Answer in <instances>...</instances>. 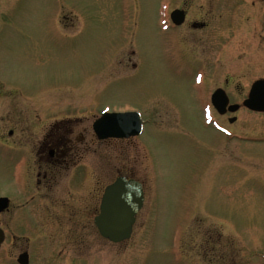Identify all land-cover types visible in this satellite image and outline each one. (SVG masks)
I'll use <instances>...</instances> for the list:
<instances>
[{
  "label": "rangeland",
  "instance_id": "1",
  "mask_svg": "<svg viewBox=\"0 0 264 264\" xmlns=\"http://www.w3.org/2000/svg\"><path fill=\"white\" fill-rule=\"evenodd\" d=\"M224 2L0 0V124H19L31 137L71 126L85 141V195L71 200L86 212L85 240L61 264H264V112L242 106L229 123L233 115L211 104L213 90L227 87L230 103L242 105L254 77L264 75V48L258 70L243 73L242 53H234L214 74L163 39L171 10L186 5L190 19L210 18L229 12ZM242 13L246 27V7ZM238 51L250 57L244 45ZM104 112H139L142 135L97 141L92 124ZM130 174L143 184L144 204L130 239L111 243L92 218L105 188ZM20 176L0 165V192ZM36 230L51 229L16 228L42 264L47 252ZM2 254L0 264H15V248L5 262Z\"/></svg>",
  "mask_w": 264,
  "mask_h": 264
},
{
  "label": "flooded vegetation",
  "instance_id": "2",
  "mask_svg": "<svg viewBox=\"0 0 264 264\" xmlns=\"http://www.w3.org/2000/svg\"><path fill=\"white\" fill-rule=\"evenodd\" d=\"M224 1V6L229 8V12L227 14L214 12L210 18L204 16L190 19V9L186 5L171 10L164 21L166 26L162 31L164 42L166 46H171L173 42H176L181 56L186 59L194 58L205 65L206 69L210 64L214 74L220 64L227 61L226 56L231 54L232 58L234 53L238 54L237 58L242 53L241 61L246 63V70L244 67L243 73H250L256 65L255 70H258L260 68L258 50L264 48L262 30L264 28V0ZM241 7H246L249 12L244 20L247 23L246 27H243L241 22L243 18V13L240 14ZM174 11L182 13V19L178 25L172 20L171 15ZM185 29H189L192 34L193 45L190 48L185 46ZM233 44L235 49L232 47ZM243 45L244 52L247 50L250 54V57L246 59L243 51H238L243 49ZM246 60L251 61L250 64ZM197 74L202 75V79L208 75L207 72ZM259 80H264V75L254 77V82ZM225 88L216 87L213 93L222 89L227 94V87ZM229 104H231L230 100ZM241 107L242 105H239V109ZM226 114L233 115L229 117V122L236 118L235 113L227 112ZM7 124L5 120L0 124V165L12 164L17 178L21 176L17 186L9 188V192H0V198L8 199L6 207L0 212V229L4 235V240L0 245V253H3L2 260L5 262L7 252L15 248L16 254L12 257L15 264H21L19 260L23 254H27V264H35L34 253L29 243L26 242L30 238L22 232H17L16 228L18 225H44L49 226L51 230L39 233L37 229L35 232L42 238L41 246L43 245L47 252L46 257L42 259V264L65 263L67 251H72L74 254L80 253L85 240L86 212L71 201L75 198V193L79 197L81 193L82 196L85 195L86 165L81 148L85 141L80 136L82 134L79 137L71 135L74 133V128L71 126L65 127V132L48 130L41 135L32 134L31 137L27 134L24 136L19 124L14 127H7ZM29 138L32 140L29 141ZM95 138H97L96 135ZM97 141L101 140L97 139ZM128 177L131 178L132 174ZM61 188L62 190L59 191ZM101 199L102 194L100 202ZM96 215L92 218L94 227ZM65 229L68 231L63 232ZM35 233L32 232L33 235H36ZM56 236L59 239L57 243H53ZM22 239L26 242L25 245H17V241ZM74 260L76 261L77 258ZM67 262L70 264V260Z\"/></svg>",
  "mask_w": 264,
  "mask_h": 264
},
{
  "label": "water",
  "instance_id": "3",
  "mask_svg": "<svg viewBox=\"0 0 264 264\" xmlns=\"http://www.w3.org/2000/svg\"><path fill=\"white\" fill-rule=\"evenodd\" d=\"M172 20L180 23L182 13L174 11ZM211 102L219 114L227 111L234 113L238 105H230L226 93L222 89L216 90ZM243 105L255 112H264V80H259L251 86L247 99ZM231 122L234 119L230 120ZM93 130L99 140L128 139L141 135L143 120L138 112L103 113L94 123ZM8 199L0 198V212L6 207ZM144 204V190L142 184L126 177L117 178L108 185L103 193L100 212L94 219L99 234L112 243H121L130 239L138 212ZM4 235L0 229V245ZM27 254L20 257L21 264H27Z\"/></svg>",
  "mask_w": 264,
  "mask_h": 264
}]
</instances>
